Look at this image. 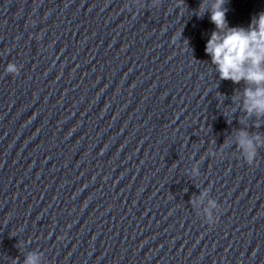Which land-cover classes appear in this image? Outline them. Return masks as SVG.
<instances>
[{
    "label": "water",
    "instance_id": "1",
    "mask_svg": "<svg viewBox=\"0 0 264 264\" xmlns=\"http://www.w3.org/2000/svg\"><path fill=\"white\" fill-rule=\"evenodd\" d=\"M200 3L0 0V264H264V147L249 166L235 142L264 118ZM225 7L247 28L264 0Z\"/></svg>",
    "mask_w": 264,
    "mask_h": 264
},
{
    "label": "clouds",
    "instance_id": "2",
    "mask_svg": "<svg viewBox=\"0 0 264 264\" xmlns=\"http://www.w3.org/2000/svg\"><path fill=\"white\" fill-rule=\"evenodd\" d=\"M228 2L201 0L194 13L197 18L207 14L210 23L215 26L205 45V54L210 57L220 80L231 81L233 84L243 82L246 85L245 111L249 115L264 118V12L254 16L247 28L230 27L226 19L228 9L225 7ZM19 70L14 63H8L4 68V72L12 76L17 75ZM235 142L249 166L254 164L257 150L264 147V138L251 137L245 131L238 132ZM191 175H199L197 164L193 165ZM192 205L198 216L202 214L210 226L214 224V213H219L220 209L216 201L209 198V189H204L192 201ZM23 264H43V261L40 254L30 252L25 256Z\"/></svg>",
    "mask_w": 264,
    "mask_h": 264
}]
</instances>
